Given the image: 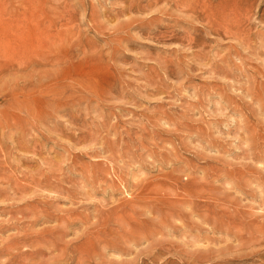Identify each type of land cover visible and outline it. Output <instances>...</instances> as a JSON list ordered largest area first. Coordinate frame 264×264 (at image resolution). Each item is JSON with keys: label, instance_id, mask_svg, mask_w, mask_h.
Masks as SVG:
<instances>
[{"label": "rangeland", "instance_id": "374dc122", "mask_svg": "<svg viewBox=\"0 0 264 264\" xmlns=\"http://www.w3.org/2000/svg\"><path fill=\"white\" fill-rule=\"evenodd\" d=\"M0 264H264V0H0Z\"/></svg>", "mask_w": 264, "mask_h": 264}, {"label": "bare ground", "instance_id": "6f19581e", "mask_svg": "<svg viewBox=\"0 0 264 264\" xmlns=\"http://www.w3.org/2000/svg\"><path fill=\"white\" fill-rule=\"evenodd\" d=\"M3 30V29H2Z\"/></svg>", "mask_w": 264, "mask_h": 264}]
</instances>
